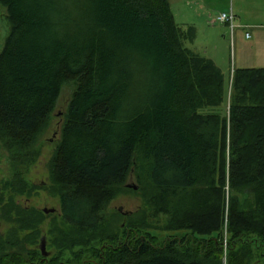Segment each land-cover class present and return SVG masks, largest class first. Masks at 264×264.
Returning <instances> with one entry per match:
<instances>
[{
    "label": "trees",
    "instance_id": "16d2710c",
    "mask_svg": "<svg viewBox=\"0 0 264 264\" xmlns=\"http://www.w3.org/2000/svg\"><path fill=\"white\" fill-rule=\"evenodd\" d=\"M0 4L10 24L0 147L11 168L0 213L16 223V250L3 254L17 264H252L264 255V67L234 69L227 116L225 75L188 46L196 29L177 23L169 0ZM68 83L50 161L60 217L48 258L20 243L36 242L47 215L15 195L32 193L26 173ZM133 169L143 202L122 226L121 212L107 209L134 190L125 186Z\"/></svg>",
    "mask_w": 264,
    "mask_h": 264
},
{
    "label": "rangeland",
    "instance_id": "374dc122",
    "mask_svg": "<svg viewBox=\"0 0 264 264\" xmlns=\"http://www.w3.org/2000/svg\"><path fill=\"white\" fill-rule=\"evenodd\" d=\"M178 2L173 4L176 10L177 16L175 15V17H177V23L184 29L190 26L186 24L189 21L198 23L195 38L193 42H188V46L196 49L202 55L213 59L225 75L226 83L229 85V92L228 98L222 106V110L228 116L231 103L230 83L234 69L241 67H264V0H218L216 2L218 8L207 9L206 14L201 17L193 16L192 12L190 13V10L186 9L184 0H178ZM231 7L236 15V29H234V32L231 31L228 23L213 21L222 11L229 13ZM191 14L192 18H190ZM241 23H249L251 28H238V25H241ZM9 28L10 24L7 19L6 8L0 4V50L4 44ZM246 31L250 34V37H247ZM74 88L75 85L73 83H68L63 86L59 100L49 118L48 124L39 136L37 143L40 148L39 157L26 173V178L34 186L32 193L15 195V202L17 204L43 211L47 215L45 221L40 225L41 233L35 243L31 244L20 241L27 249L32 250L35 256H38L37 251L42 253V237L46 239V250L49 254L47 256L41 255L51 258L56 252L55 247L51 243L52 234L50 228L55 220L54 216L57 218L60 217V199L58 192L52 189L50 161L53 158L55 148L60 140L62 124L64 123L65 113ZM10 177L11 168L8 153L3 147H0V182ZM128 183L137 185L134 169L125 182L126 188L134 190L123 189L111 201L107 209V213L121 212L123 216L120 215L118 223L122 226L126 222V217L133 213L135 214V211L140 208L143 202L141 194L136 192L138 188L129 187L127 186ZM0 188L2 189L1 183ZM3 192L5 200L1 203L0 207L9 200V192L7 190ZM51 208L55 211L45 212V209ZM15 225L16 223L14 221L4 216L3 213H0V260L4 257L3 259L5 261L2 259L4 264H17L16 261L18 258L13 257V255L3 254L16 250V247L9 243ZM27 232L25 231V233ZM23 234L24 232L21 231L20 236H23ZM14 239L15 237L12 240ZM20 247L21 244L17 247L18 252ZM28 254L25 255L26 259ZM252 264H264V255L254 257Z\"/></svg>",
    "mask_w": 264,
    "mask_h": 264
},
{
    "label": "crops",
    "instance_id": "0c3cea01",
    "mask_svg": "<svg viewBox=\"0 0 264 264\" xmlns=\"http://www.w3.org/2000/svg\"><path fill=\"white\" fill-rule=\"evenodd\" d=\"M170 3H171V7L176 15V10L174 9V6L173 4L174 3H179L178 0H169ZM218 0H184V3H185V7L186 9H189L190 10V13L192 12L193 16H198V17H201L202 15L206 14L207 12V9H215V8H218L217 7V2ZM219 9H222V8H219ZM232 9V7H231ZM222 10H225V9H222ZM222 12H226V11H222ZM192 14L190 16V18H192ZM177 16V15H176ZM177 18V17H176ZM189 18V20H190ZM193 20V19H191ZM213 21L215 22H220V20H218L216 17L213 19ZM221 23H226L227 22H221ZM187 25L189 24L190 26H194L196 27L195 29L198 28V23H196L195 21H189L188 23H186ZM238 28H251L250 27V24L249 23H245V24H242L241 25H238ZM236 29V27H235ZM235 31V30H234ZM233 31V32H234ZM247 32V31H246ZM195 51H197L196 49H194ZM199 52V51H197Z\"/></svg>",
    "mask_w": 264,
    "mask_h": 264
},
{
    "label": "built area",
    "instance_id": "2783aa9c",
    "mask_svg": "<svg viewBox=\"0 0 264 264\" xmlns=\"http://www.w3.org/2000/svg\"><path fill=\"white\" fill-rule=\"evenodd\" d=\"M217 19L220 20L221 22H227L231 27V31L232 32L234 31L236 27L235 25L236 15L232 9L229 13L222 12L220 15L217 16ZM247 37H250V34L248 32H247Z\"/></svg>",
    "mask_w": 264,
    "mask_h": 264
},
{
    "label": "water",
    "instance_id": "95a60500",
    "mask_svg": "<svg viewBox=\"0 0 264 264\" xmlns=\"http://www.w3.org/2000/svg\"><path fill=\"white\" fill-rule=\"evenodd\" d=\"M127 186L129 187H133L135 189L138 188V185L136 184H131V183H128ZM55 210L53 208L51 209H45V212H54ZM41 252L43 255L47 256L49 254V252L46 250V239L45 237H42L41 238Z\"/></svg>",
    "mask_w": 264,
    "mask_h": 264
}]
</instances>
